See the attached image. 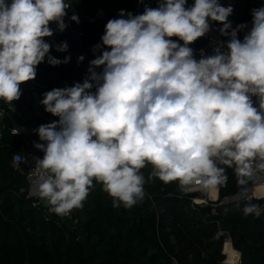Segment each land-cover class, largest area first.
Instances as JSON below:
<instances>
[{"label": "clouds", "instance_id": "1", "mask_svg": "<svg viewBox=\"0 0 264 264\" xmlns=\"http://www.w3.org/2000/svg\"><path fill=\"white\" fill-rule=\"evenodd\" d=\"M70 8L66 0H0V100H18L46 55L53 66L70 60L48 55L45 41L54 34L51 23L66 28ZM232 12L219 0H159L142 14L121 10L108 20L95 49L111 50L90 62V79L47 91L40 102L59 118L35 130L34 146L44 155L31 170L34 194L51 213L83 208L94 182L113 207L130 209L154 178L211 190L227 183L226 168L241 196L247 193L255 174H264V6L252 10L250 28H232ZM70 19L79 22L76 14ZM210 21L222 25L227 50L216 47L197 60L190 45L210 31ZM13 160L26 162L20 154ZM148 165L146 180L141 170ZM260 211L250 200L243 208L245 216Z\"/></svg>", "mask_w": 264, "mask_h": 264}, {"label": "trees", "instance_id": "2", "mask_svg": "<svg viewBox=\"0 0 264 264\" xmlns=\"http://www.w3.org/2000/svg\"><path fill=\"white\" fill-rule=\"evenodd\" d=\"M140 1L144 10L157 7L159 2L66 0L71 4L69 15L76 14L79 18L73 30L89 39L100 28L99 22H91L99 11L109 19L118 18L121 10L132 13ZM193 3L194 0H188V6ZM261 6L264 0H235L228 17L232 28L240 24L250 28L252 10ZM247 30L239 32L238 38L242 40ZM204 40L201 37L190 45L197 60V51ZM45 41L52 45L48 55L61 61L68 56L70 60L53 66L46 55L44 62L37 66L36 78L20 85L22 94L18 100L11 104L0 100V114H3L0 117V186L11 183L14 186L0 194V264H225L224 238L216 239L218 222L241 253L242 264H264V215L245 216L243 208L248 202L237 208H192L194 195L182 196L177 181L168 184L158 178L148 181L144 185L143 201L130 209L122 204L113 207V198L103 191L101 184L94 182L83 208L73 209L71 219L49 215L45 201L28 198L26 178L12 163L13 155L22 149L40 157L44 155L34 146L40 142L35 132L40 125H35L29 117L35 112L36 95L83 84L90 79V62L96 58L89 54V47L95 45L93 40L82 50L88 57L79 66L77 55L71 51H56V46L61 44L56 39L46 37ZM102 68L93 70L99 73ZM90 91L95 93L96 88ZM252 100L259 108L258 98L253 96ZM42 114L53 121L59 119L46 112L44 106ZM13 128L20 129L18 135H12ZM151 170V165L141 170L146 180ZM226 175L227 183L220 188V198L240 193L233 169L226 168ZM250 186L251 181L247 189ZM251 203L260 205L261 202L252 200Z\"/></svg>", "mask_w": 264, "mask_h": 264}, {"label": "built area", "instance_id": "3", "mask_svg": "<svg viewBox=\"0 0 264 264\" xmlns=\"http://www.w3.org/2000/svg\"><path fill=\"white\" fill-rule=\"evenodd\" d=\"M219 3L222 4L223 6L227 7L229 5H231V7H234L235 4V0H219ZM144 12V4L140 1L138 2V5L136 7V9L132 12L133 15H138V14H142ZM67 18L70 19V15L69 13L67 14V16H65ZM108 20H110L108 18V16L103 12V11H99L96 16L91 19V22H99L100 24L102 22L107 23ZM220 27H222L221 24L217 23V22H211L210 21V31L208 33L205 34L204 37V43L203 45H201V47L198 49L197 53L199 56V59L202 57V55L204 56H210L214 54V49L216 47H221L222 51H226V41L229 39V37L227 36H222L219 29ZM96 45H93L91 47H89V54L92 56H98L101 54L102 50H108L110 51V48H103L98 49L97 51H94L93 47ZM202 50V51H201ZM83 57V60H79V57ZM88 57L87 53H83L81 55L77 56V66H79L81 63L84 62V60ZM17 154H20L25 160V163H20L19 165L16 164L13 160V167L19 171L20 173H22L21 169L24 167L26 169V173H22L25 178L26 181L29 185V189H28V198L31 199H40L37 195L34 194V190L32 188V184H31V170L35 165V161H34V157H40L37 154L27 151V150H21L20 152H18ZM42 158V157H40ZM177 185H178V189L179 192L182 196H192L194 195V197L191 198V202H192V208H195L196 206H211L213 208H218V207H224V208H237L242 204H245L247 202L252 201V200H258L260 201V215H255V217H261L264 215V176L261 175L260 173H256L254 178L251 180V186L248 188V191L246 194H244L243 196H241L240 193H234L231 195H227L224 196L223 198L219 197V191L221 187H225V185L222 186H217L214 189L211 190H204L202 188H200L199 186L196 185H192V186H186V187H181L179 185V182L177 181ZM214 192V195H213ZM214 196V197H213ZM49 215H55L54 213H51L48 210ZM65 219H71V213L68 216H64ZM218 226H219V232L216 235V239H220V238H224V242H223V254L225 255L226 259L224 261L225 264H242V260H241V253L239 251H237L234 248L233 245V240L230 236V234L226 231H224L223 229H221V224L218 222ZM229 245L236 253L239 254V259L238 262H234V263H228L229 261V256L226 255L224 253V250L226 248V246Z\"/></svg>", "mask_w": 264, "mask_h": 264}, {"label": "water", "instance_id": "4", "mask_svg": "<svg viewBox=\"0 0 264 264\" xmlns=\"http://www.w3.org/2000/svg\"><path fill=\"white\" fill-rule=\"evenodd\" d=\"M64 21L66 24V28L63 31H60L58 29V26L56 25V23H51L50 27L53 29V36L51 38L56 39L58 42L62 43H66L67 44V49L71 51L72 53H74L75 55H81L82 54V50L84 49V47L86 45H89L91 40H93L95 42V45L97 44H101L102 45V41H101V37L105 32V22H102L100 24V28L99 30L93 35L92 39L89 38H82L80 37L74 30H73V25L75 23V21H72L71 19L64 17ZM22 173H26V169L23 167L21 169ZM13 183L9 184V185H2L0 186V194L13 189ZM23 192H25V190H23ZM153 214L155 215V212L153 211ZM69 228L73 231L74 228L72 226L69 225Z\"/></svg>", "mask_w": 264, "mask_h": 264}, {"label": "rangeland", "instance_id": "5", "mask_svg": "<svg viewBox=\"0 0 264 264\" xmlns=\"http://www.w3.org/2000/svg\"><path fill=\"white\" fill-rule=\"evenodd\" d=\"M44 98V96L36 95V104H35V112L33 114H30L29 117L34 119V124L42 125V124H48L53 122L50 118H47L45 115L42 114V108L43 105L40 103L41 100ZM2 113L0 114V117H2ZM40 121V122H39ZM24 130V129H23ZM26 130V129H25Z\"/></svg>", "mask_w": 264, "mask_h": 264}, {"label": "bare ground", "instance_id": "6", "mask_svg": "<svg viewBox=\"0 0 264 264\" xmlns=\"http://www.w3.org/2000/svg\"><path fill=\"white\" fill-rule=\"evenodd\" d=\"M93 49H94V51L98 50V49H95V46L93 47ZM213 195H214V192H213ZM224 253L229 256L228 263L238 262L239 254L236 253L229 245L226 246Z\"/></svg>", "mask_w": 264, "mask_h": 264}]
</instances>
